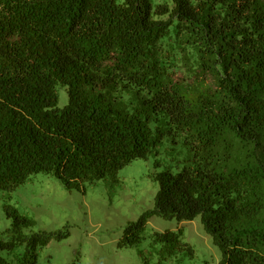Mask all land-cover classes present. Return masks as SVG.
<instances>
[{
	"label": "trees",
	"instance_id": "trees-1",
	"mask_svg": "<svg viewBox=\"0 0 264 264\" xmlns=\"http://www.w3.org/2000/svg\"><path fill=\"white\" fill-rule=\"evenodd\" d=\"M165 141L181 168L154 176L155 207L120 245L155 215L200 217L220 264H264V0H0L1 191L38 173L69 190L118 183ZM5 208L0 264L20 247V264H35L69 235L26 232L35 220ZM151 237L193 256L182 229Z\"/></svg>",
	"mask_w": 264,
	"mask_h": 264
},
{
	"label": "rangeland",
	"instance_id": "rangeland-1",
	"mask_svg": "<svg viewBox=\"0 0 264 264\" xmlns=\"http://www.w3.org/2000/svg\"><path fill=\"white\" fill-rule=\"evenodd\" d=\"M58 93L59 106L63 107L68 103L67 90L60 87ZM172 149V144L165 141L158 152L133 160L119 171L118 183L100 180L87 183L84 190H69L55 175L38 173L10 192L0 190V231H7L12 225L5 208L9 204L35 220L26 232H69L67 237H54L40 249L35 264H220L222 252L200 217L179 222L155 215L138 244L120 245L129 223L155 207L159 184L154 176L167 168L180 170L182 153ZM180 229L183 241L193 249V256L178 252L170 257L160 251V245H153L154 232ZM21 250L20 247L15 252L6 251L10 264H20Z\"/></svg>",
	"mask_w": 264,
	"mask_h": 264
}]
</instances>
